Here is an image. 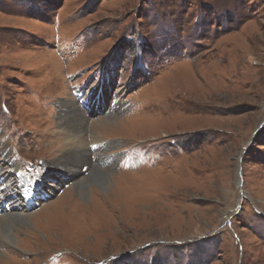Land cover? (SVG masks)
<instances>
[{
    "label": "rangeland",
    "instance_id": "obj_1",
    "mask_svg": "<svg viewBox=\"0 0 264 264\" xmlns=\"http://www.w3.org/2000/svg\"><path fill=\"white\" fill-rule=\"evenodd\" d=\"M20 176L0 264H264V0H0L17 207Z\"/></svg>",
    "mask_w": 264,
    "mask_h": 264
},
{
    "label": "bare ground",
    "instance_id": "obj_2",
    "mask_svg": "<svg viewBox=\"0 0 264 264\" xmlns=\"http://www.w3.org/2000/svg\"><path fill=\"white\" fill-rule=\"evenodd\" d=\"M65 106V105H64ZM71 109H66V110H63V114H61V120H63V124L60 125V130L64 131L65 134H66V138H67V143H69L71 146H73L74 148L79 146L80 148H84L87 143H86V138L84 137H81L79 135V130L78 128L76 127L77 125L74 124V122H70V120L67 118L65 119V117H67V113L66 112H70ZM76 113L78 115L79 112L76 111ZM81 116H79L80 118ZM78 118V119H79ZM81 120L83 119L82 117L80 118ZM71 125H70V123ZM76 125V126H75ZM93 142V141H91ZM71 151V150H70ZM69 150L64 152V156L66 154H68L70 152ZM68 157V156H66ZM48 163H51L50 162H47ZM69 161H67L66 159L62 161V166L63 168L64 165L68 164ZM4 171H2L1 173H3ZM90 181H92L93 183L97 184V185H105L108 181V177L107 175L102 172L100 169H97V168H93L92 171L90 172ZM0 181H5V179L3 177L0 178ZM44 181V178L41 177L39 179V182H38V186L39 188H41L42 186V182ZM89 181V179H88ZM87 180H82L80 182H78L76 184V186L74 185V188H76V190L84 195L85 191L86 190V187H87V183L88 182ZM2 188H5L6 192L5 195L3 194H0V207L3 204V202L7 203L6 206H3V209L0 210V237L4 238L5 240L9 241V242H12L13 241V235H12V227H13V222L15 221L16 223H21V224H24L27 222V218H25L26 216L23 215L20 211L23 210V205H26L28 208H30L32 205L29 203L31 202V195H27V199H26V202H23L22 205H19L18 204V207L16 206L17 204H8V202H10V199H11V195H13V193H15V191L13 190L12 187H9L8 186V182H3L2 183ZM82 197V196H81ZM8 242V243H9Z\"/></svg>",
    "mask_w": 264,
    "mask_h": 264
}]
</instances>
